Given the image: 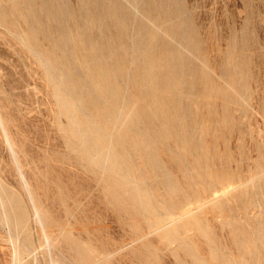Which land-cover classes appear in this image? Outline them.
Segmentation results:
<instances>
[{
    "label": "bare ground",
    "instance_id": "1",
    "mask_svg": "<svg viewBox=\"0 0 264 264\" xmlns=\"http://www.w3.org/2000/svg\"><path fill=\"white\" fill-rule=\"evenodd\" d=\"M73 1L0 0V42L28 78L36 66L55 105L63 150L48 147L44 161L51 166L58 157L68 181L53 166L55 184L47 183L50 175L37 179L45 194L54 190L53 206L64 205V221L44 208L36 182L24 174V142L7 115L18 98L0 88V142L20 188L0 177V240L10 264H112L114 252H99L86 240L90 234L84 239L71 226L68 201L76 212L80 192L89 198L97 191L94 199L135 233L121 251L140 264H160L164 251L177 264H264V213L249 216L264 199L261 162L243 179L230 168L228 146L238 128L234 114H245L253 95L251 43L232 39L223 50L211 43L210 55L185 0ZM24 88L31 104L37 91ZM205 212L221 217L227 244ZM187 228L194 233L186 235Z\"/></svg>",
    "mask_w": 264,
    "mask_h": 264
},
{
    "label": "rangeland",
    "instance_id": "2",
    "mask_svg": "<svg viewBox=\"0 0 264 264\" xmlns=\"http://www.w3.org/2000/svg\"><path fill=\"white\" fill-rule=\"evenodd\" d=\"M70 1L72 3L74 2L73 0ZM185 3L188 7L193 8V18L202 33V37L205 38V35H207L208 40L206 44L209 47L210 55L214 56V52L211 49V43H214L223 50L226 48L227 43L232 39L242 40L244 38L245 40L242 41L249 44L251 43L250 46L252 45L253 77L255 79L251 81L252 84L250 87L253 99L251 98L249 100V111L247 110L249 115L247 114V111L245 114H243L242 111H236L234 114L238 128L237 130H234V132L236 131L235 133L231 132L228 134V146L235 159L234 162L231 163L230 168L233 172L239 173L243 179H246L248 175L254 171L253 165H255L254 163L257 160L261 162V168L264 174V59L261 60V57L264 58V0H185ZM3 43L0 42V74H2L0 75V88L1 90L3 89L2 92H4V95H8L12 100L17 101L16 97L18 98L19 103L17 102V108H15V110H8L7 115L12 118L15 123V125L11 124L10 126L12 134H15L16 140L19 139L24 142L18 143L22 145V151H26V153L24 152L23 154V160L26 162V164H24L25 162L23 161L24 174L27 178H31L33 185L34 182H36V185L38 184L36 188V185H34V189L36 190L38 188L36 191L40 197V203L44 208L48 209L52 206L54 209L53 210L52 207V211L50 209L52 216L56 215L55 217L58 219L66 221L67 217L64 213V205L55 202L54 207V201L53 203L50 202L52 201L51 196L54 190H52L51 187L46 188L47 191L45 194V187L40 185L41 182L37 180L39 178L40 180H44V178H47V176L50 175L47 178V183L52 185L57 182V178H55L56 176L54 174L60 173V175L57 174V177L58 175L61 176L62 179L66 181L65 183H68L65 176L63 177L65 172L59 167L60 160L58 157L57 159L51 157L53 161L49 163L56 170L49 165L50 168L46 161H44L43 157L45 155L43 152L44 150H47L48 147H54L56 150H63L60 136L55 126V105L52 97L46 92L43 86L40 72L37 70L36 66L34 64L30 65V67L32 66L31 68L33 71L31 79L28 78L22 61H20L18 56L13 55L10 49H8L9 47ZM23 83H28L30 88L34 89V93L35 89L37 91L34 94L31 104H29L28 99H26L29 92L25 91V84ZM12 89H14V93L12 92ZM28 107L30 110L27 112L25 111V108ZM240 112L241 114H239ZM22 117H24V119H22ZM238 122H240V124ZM238 129L241 130L240 133H238ZM16 131L18 132V135H16ZM56 143L57 145H55ZM220 145L219 146L223 148V145ZM41 165L44 166L43 170L40 167ZM51 169L53 171L55 170L54 174ZM42 171H45L46 173L44 172L45 174H43ZM16 176L17 173L12 165L11 158L3 144L0 142V177L11 187L20 191L19 185L15 179ZM238 184V181H233V186H237ZM67 188L69 190H79L78 188L74 189L71 184H68ZM84 189L87 191L92 190L91 188H87V186H84ZM48 190L49 192L51 190L52 194H49ZM91 192L93 195L95 191L92 190ZM95 194H98L97 196H99L98 191L95 192ZM95 194L93 195L94 197ZM48 195L50 199L48 198ZM43 197L47 199L43 200ZM88 197L89 198L83 196V193L80 192L79 198L82 199V209H78L76 212L74 210L75 207L73 201H68V203L71 202L72 204H68V206H70L69 208L72 209L71 206H73L72 212L74 211V215L70 217L74 223L76 222L74 225L73 222L71 223L70 221L74 233H82V235L85 236L84 239L90 234L93 238H88L86 240L93 242L92 239H94L93 245L97 250L99 249V252L100 250L101 252H107L106 249L110 252H114L116 256H114L113 259L116 260L112 261L117 264H140L132 260L129 255L126 256V254L121 251L122 248H128L132 245L133 240L136 238L135 233L127 225L123 224L122 220L117 217L116 213L109 206L106 205L107 203L103 201L102 198L97 197L94 199L91 195ZM263 200L264 199H260V201L257 202L259 204L250 210L249 216H256L260 213H264ZM192 206L194 207L195 205L193 204ZM207 212L210 213L209 211ZM207 212H205L207 215H205L207 221L212 227H214V230L220 234L219 236L222 241L227 244L228 239L225 240L227 238V229L226 227L223 228L222 225H219L221 224V217L217 216L212 220L211 217H213V213L208 214ZM75 216L77 217L75 218ZM82 221H84L85 224ZM214 221H216V223ZM215 224L218 225L216 226ZM76 225H79L80 227H75ZM217 227L219 228L217 229ZM81 228L86 230H83V232ZM93 228L96 229V232ZM185 232L186 235H192L194 230L193 228H187ZM4 235V230L0 227V239ZM153 241H155V245L161 246V243L158 240L153 239ZM10 260L9 250L0 240V264H10ZM158 261L160 264H177L174 257L166 251L162 252ZM114 262H112V264H115Z\"/></svg>",
    "mask_w": 264,
    "mask_h": 264
}]
</instances>
